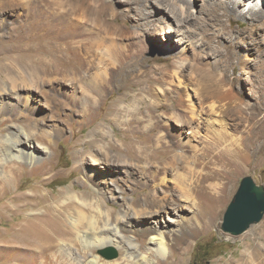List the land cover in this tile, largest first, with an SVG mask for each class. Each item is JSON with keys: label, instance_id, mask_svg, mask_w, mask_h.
<instances>
[{"label": "rangeland", "instance_id": "374dc122", "mask_svg": "<svg viewBox=\"0 0 264 264\" xmlns=\"http://www.w3.org/2000/svg\"><path fill=\"white\" fill-rule=\"evenodd\" d=\"M19 1L21 0H0V12L14 6L9 12L0 14L4 16V19L11 22L10 25L0 23V66L3 62H11L12 65L13 63L30 64L40 63L43 60L52 58L60 66L70 64V66L77 68L80 64L77 61L79 58H71L73 57L72 49L60 50V48L64 46L62 45L64 36L72 35L78 31L77 25H75L78 21L74 20L73 24L62 26L61 23H58H63L62 20H57L56 23L47 13L44 14L45 16H40L41 11L38 9L33 10L35 11V17L33 15L28 16L26 15L25 5L20 6ZM190 1L192 3V6L188 9V12L191 13L190 18L183 21L176 10L173 13L177 16L173 13L170 14L169 11H165L157 5L152 6L151 0H83L84 7L80 8L74 14V17L86 21L88 26L89 24L94 26L95 23H98L97 16L92 17L88 14L89 12L86 9L88 3L100 9V11L106 10L108 19L115 16V29H112V34H110L114 38L112 51L116 52V57H120L117 59L120 62L125 60L139 61L137 64L138 70L136 71L138 77L130 80L134 83L133 87L129 81L120 82L117 89L116 87L112 89V86L107 87L105 94L90 106L91 115L88 118L83 117V107L79 103L64 98L61 93L53 92L51 94L53 96L52 103L45 105L43 104L44 99L39 96L38 91L33 90L31 102L34 104L35 109L33 112H29L28 116H25V120L41 118L42 122L48 127H51L58 120L64 126V132L58 137H53L52 149L44 153L38 161L33 164L23 163L22 174L12 182L13 184L10 183L9 188L11 191L9 193L7 192L3 197L0 193V264H67V259L59 256L60 249L58 250L57 247L48 249L46 254L43 253V256L35 254V250H32L31 247H26L31 245L30 241L34 238L35 233L33 229L25 227L23 223L26 220L31 221L33 218H40L45 215L49 210L47 206L51 202L54 204L57 200L56 195L60 194L61 190L74 184L79 188L84 180L89 183V179L83 174L82 169L76 166V151H80L79 154L85 163L92 161L90 159L91 151L95 157H99L97 163L92 164V166L101 174H104L106 178L105 185L111 187L116 183L123 185L135 183L136 178L134 175L125 176L118 172L114 156L110 161H101L102 155L97 150L98 143H104L107 147L108 144L112 145V154L124 153L126 154L125 157L129 156L128 161L132 169H135L140 162L161 161L171 155L172 151L160 153L147 161L143 157L137 156L136 158L131 151H120L117 145L120 142L133 139L143 142V146L149 140V128L144 127L146 124L144 119H150L151 117L155 122L157 120L156 114L179 108L178 97L183 101H187L188 94L192 102L194 101V105L196 104V107L202 109L204 113H210L211 104H214L217 110L221 109L220 111L224 114L222 121L229 133L228 135L237 138L240 145H245V148L248 147L246 150V165L243 171H234L233 178L226 181V190L228 189L226 200L217 208L218 216L213 220H209L207 216H201L204 222L203 226L195 235L185 238L186 242L183 246L188 244V247L182 248L181 245L170 244L167 255L164 257L154 255L155 258L152 264H174L175 258L180 259L179 264H234L236 260L242 259L245 241L251 244L250 247L255 246L256 237L252 230L260 224L264 225V215L260 221L250 224L245 231L236 236L222 230V221L227 206L237 192L243 177L250 176L258 185L264 187V6H262L260 13L252 17V15L241 12L240 9L243 5L234 7L229 3V7L221 10L216 16L214 12H211V9L209 10L212 0L204 2L202 0ZM105 4L107 6L102 7ZM207 10L209 11L207 12ZM206 13L208 17L205 15ZM143 14H147L148 17H143ZM172 28L174 30L171 33L169 29ZM165 30L170 32H167V39L164 37ZM182 31L183 33H181ZM182 56H184L183 59L185 58V67H183L179 79L172 78L173 83L169 85L166 82L169 77L165 74L162 75V72L166 73L172 69L174 63L182 59ZM65 61L66 65H62ZM120 62H115V65ZM108 67H110V64ZM1 73L5 74V72L0 71V75H2ZM157 78L162 83H157ZM148 85L155 90L159 85L169 86L168 98L158 93L160 106L156 110L152 108L150 113L148 112L149 108L146 107L148 105L144 104L142 113L135 114V117H141L143 120L134 118L132 126H130L139 127L138 133L130 136V133L126 132L128 124L123 122L122 119L125 113L118 115V119H114L113 122H111V118L115 117L114 114L119 108V103L132 102L135 96L141 97L142 91L139 88L148 87ZM207 85L209 90L213 92L210 98L203 101L198 95L193 94L195 87L198 89L200 86ZM145 97L146 102L150 105L153 98L148 95ZM121 99L124 102L120 101ZM58 100L62 104L60 112L56 115L53 113L55 109L53 105L59 103ZM136 104L140 106L139 102H136ZM235 104L240 105L241 111L234 108ZM210 115L214 118L217 117L215 113ZM98 124H104L106 128H110V134L105 137L101 136ZM175 127L177 126L171 120L167 123L165 128L166 139L172 138L176 132ZM95 130L100 135L96 139L92 137V133L96 132ZM150 143L153 144V139H150ZM153 149V147L148 149L147 154L149 155ZM155 150L157 151V149ZM169 150H173V147ZM199 158L207 162V166L203 168V175L206 171L213 173L216 161L210 158L209 153L206 151ZM227 159L231 161L229 158ZM14 160L12 158L7 161L12 163ZM198 168L202 169V165H198ZM233 169L234 167H231V170ZM214 181H216L215 178L204 181L202 176H199L195 187L201 193L205 190L209 191L208 183ZM1 185L4 186L3 183H0ZM149 192L148 187L138 185L133 192L126 189L121 193L116 192V194L118 201H121L122 198L130 199L132 196H144ZM161 192H163V189H160ZM42 194L46 196L45 199L41 196ZM109 202L112 203L113 208H119L117 200H109ZM20 205L22 206L20 207ZM168 205V207L161 206L158 215H160L162 221L171 223L170 219L173 218L172 207H174L175 202L173 201L172 204ZM182 205L185 209H188V204L182 203ZM140 219L145 220L148 225L154 224L153 218L142 217ZM17 223L21 226H18ZM139 237L138 240H142L145 244L148 243L146 236L140 235ZM82 245H80V248L79 246L74 247L76 254L79 256H82L83 252L88 250L86 246ZM108 247H113L118 251L115 258L106 259L99 253L100 249ZM94 249L100 257V262L116 259L122 253L120 248L112 245ZM46 255H48V258H46Z\"/></svg>", "mask_w": 264, "mask_h": 264}, {"label": "bare ground", "instance_id": "6f19581e", "mask_svg": "<svg viewBox=\"0 0 264 264\" xmlns=\"http://www.w3.org/2000/svg\"><path fill=\"white\" fill-rule=\"evenodd\" d=\"M19 2L20 6L25 5L26 15L28 16H34L35 11L33 10L38 9L41 11L40 16H45L44 14L47 13L56 23L57 20H62L63 23L58 22L62 26H69L73 24L74 20L78 21L75 23L78 31L72 35L64 36L62 39V45L64 46H61L60 50L71 48L73 56L71 58L78 57L77 61L80 64L77 68L70 66V64L60 66L56 60L50 58L40 63L30 64L13 63L12 65L11 62H3L0 66V71L5 72L4 75L2 73L0 75V183L4 185L3 187L0 186L2 197L11 191L9 188L10 183L16 180L19 175L21 176L23 163L33 164L38 161L44 153L52 149L53 137H58L64 132V126L58 120L51 127L42 122L41 118L25 120V116H28L27 114L35 109L34 104L31 102L33 90L38 91L39 96L44 99L43 104L45 105L52 103L53 96L51 94L53 92L61 93L64 98L79 103L83 107V117L88 118L91 115L90 106L105 94L107 87L112 86V89H115V87L117 89L120 82L128 81L133 87L134 83L130 80L138 77L136 71L138 70L137 64L139 61L125 60L120 62L117 60L120 57H116V52L112 51L114 38L110 34H112V29H115L116 17L112 16L108 19L106 10L100 11V9L89 5V3L87 6L85 5L88 14L92 17L97 16L98 20V23H95L94 26L90 24L88 26L86 21L74 17V14L84 7L83 0H21ZM40 2L42 3L40 4ZM211 2L209 10L211 9V12H214L216 16L221 10L229 7V3L234 7L243 5L240 9L241 12L252 15V17L260 13L262 6H264V0H212ZM201 4L203 5V3ZM151 5H157L165 11H169L170 14L176 10L183 21H186L191 15L188 12L189 7L192 6L190 0H151ZM104 6L107 5H102V7ZM13 8L14 6L8 7L0 14L9 12ZM143 17L146 18L148 15L145 14ZM196 17L198 18V16ZM0 23L10 25L11 22L0 15ZM173 28L169 31H173ZM169 31H164L166 39ZM183 57L176 61L174 67L172 66L173 68L168 72H162V75L165 74L169 77V79H166L169 85L173 83L172 78L179 79L180 73L185 67V58L183 59ZM115 62L120 63L115 65ZM109 64L110 67H108ZM62 65H66V61ZM156 82L162 83L159 78ZM139 89L142 91V96H135L132 102L119 103V108L114 114L115 117L111 118V122H113L114 119H118V115L125 113L122 119L123 122L128 124L126 132L130 133V136L138 133L139 127L130 126H132L134 118L143 120L141 117H135L136 113H142L143 105H148L146 107L149 108L148 112L150 113L152 108L156 110L160 106L158 93H161L165 98H168L169 93V86L163 87L162 85L157 86V92L149 85ZM212 93L208 85L200 86L198 89L195 87L193 90V94L198 95L203 101L210 98ZM146 95L153 98L150 105L146 102ZM187 98L185 102L178 97L180 107L171 109L169 112L156 114L157 120L155 122L151 117L150 119H144L146 120L144 127L149 128V140L143 146V142L133 139L120 142L117 145L120 151H131L136 158L137 156L143 157L147 161L157 156V154L172 151V154L163 160L151 162L149 160L145 163L140 162L141 164L138 162L136 168L132 169L128 161L129 156L125 157L126 154L124 153L112 154V145L108 144L107 147L104 143H98L97 150L102 155L101 161H110L114 156L118 172L125 176L134 175L136 178L135 183L128 185L116 183L112 187L106 186L104 174H101L92 166V164L97 163L99 157H95L91 151L90 159L92 161L85 163L79 154L80 151H76L78 154L75 155L76 166L82 169L83 174L89 179V183L84 180L81 181L82 185L79 188L74 184L61 190V193L56 195L57 200L54 204L51 202L47 206L49 210L45 215L40 218H33L31 221L26 220L23 223L25 227L33 229L35 233L34 238L30 241L31 245L29 243V246L26 247H31L32 250H35V254L41 256H43V253L46 254L48 249L57 247L58 250L60 249L59 256L66 258L67 264H152L155 258L154 255L157 257L167 255L170 244L183 246L186 242L185 238L195 235L204 223L201 216H207L209 220L215 219L218 216L217 208L226 200L228 190H226V181L233 178L234 171H243L245 168L248 147L245 148V145H240L237 138L228 135L229 133L222 121L224 114L220 111L221 109L217 110L215 105L211 104L210 113L205 111L206 114L202 109L196 107V104L194 105V101L192 102L189 94ZM58 101L59 103L53 105L55 107L53 113L56 115L60 112L62 104L60 100ZM120 101L124 102L122 99ZM136 102H139L140 106ZM234 108L241 111L239 104H235ZM211 113H215L217 117L214 118L210 115ZM170 120L177 126L175 127L176 132L171 139H166L165 128ZM98 128L101 136L105 137L110 134V128H106L104 124H98ZM97 131L92 133V137L95 139L100 136ZM150 139H153V144L150 143ZM152 147L154 149L150 152L151 154L148 152V155L147 150ZM172 147L173 150H169ZM206 151L209 153L210 158L216 161V165L214 172H211L212 174L206 171L203 175V168L207 166V162L204 159L201 160L199 156ZM131 157L133 156L131 155ZM12 158L15 159L12 163L7 161ZM198 165H202V169L198 168ZM231 167H234V169L231 170ZM199 176H202L204 181L215 178L216 181L208 183L209 191L205 190L201 193L196 189L195 185L199 180ZM138 185L148 187L150 192L144 196H132L130 199L122 198L121 201H118L116 192L121 193L126 189L133 192ZM160 189H163V192L160 193ZM25 194L24 196H26ZM41 196L44 199L46 198L44 194ZM109 200H117L119 208H113ZM7 201L8 199L5 202L7 203ZM173 201L175 205L172 207L173 218L170 219L171 223L162 221L160 215H158L159 208L161 206L168 207V204H172ZM181 202L188 204V209H185ZM20 209L22 210V208ZM142 217L153 218L154 224H146L145 220L140 219ZM263 227L264 225L260 224L253 228L252 232L256 237L255 246L250 247L251 244L245 241L242 259L236 260L234 264H264ZM23 231L25 232V230ZM140 235L146 236L148 239L147 244L143 243L142 240H138ZM80 245L88 248L82 256L77 255L74 250V247L79 246L80 248ZM108 245L120 248L122 253L116 259L100 262V257L95 253L94 248ZM187 245L182 248L188 247ZM46 256L48 258V255ZM179 262L180 259H174V264H179Z\"/></svg>", "mask_w": 264, "mask_h": 264}, {"label": "water", "instance_id": "95a60500", "mask_svg": "<svg viewBox=\"0 0 264 264\" xmlns=\"http://www.w3.org/2000/svg\"><path fill=\"white\" fill-rule=\"evenodd\" d=\"M264 215V187L252 177L242 178L237 192L223 216L222 230L234 236L245 231L250 224L260 221ZM106 259L115 258L118 251L113 247L100 249Z\"/></svg>", "mask_w": 264, "mask_h": 264}]
</instances>
